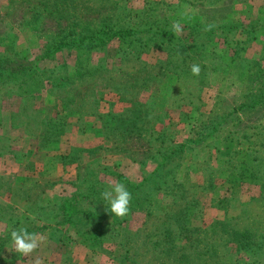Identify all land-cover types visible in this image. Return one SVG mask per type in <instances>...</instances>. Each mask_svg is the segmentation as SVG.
I'll use <instances>...</instances> for the list:
<instances>
[{"label":"rangeland","instance_id":"rangeland-1","mask_svg":"<svg viewBox=\"0 0 264 264\" xmlns=\"http://www.w3.org/2000/svg\"><path fill=\"white\" fill-rule=\"evenodd\" d=\"M75 24L98 36L106 27L107 38L148 33L53 52ZM8 62L28 67L12 73ZM75 68L94 74L47 84ZM263 68L264 0H0V264H264V106L198 138L251 98ZM161 144H184L176 183L169 174L161 193H131L123 218L97 207L62 224L63 199L113 174L139 184ZM94 210L103 226L121 222L100 245L86 225ZM20 228L45 238L29 257L12 251Z\"/></svg>","mask_w":264,"mask_h":264},{"label":"trees","instance_id":"trees-1","mask_svg":"<svg viewBox=\"0 0 264 264\" xmlns=\"http://www.w3.org/2000/svg\"><path fill=\"white\" fill-rule=\"evenodd\" d=\"M107 28L103 27L100 30L99 36L95 34L89 27L86 26H80L78 24H75L70 28L68 33L66 35L59 38L57 44L52 48L53 52L59 51L63 47L67 48H79V49H86V50H94L98 48L105 47L108 42L114 38H128L132 35H140V34H147L148 32L146 30H118L117 32L113 33L110 38L108 37L107 31H105ZM234 29V33L236 34H243L247 35L246 32H244L242 29L239 28V26L234 25L230 26L229 30ZM206 30V27L203 25H197L195 27L194 33H201ZM137 32V33H136ZM245 43V42H244ZM145 46L147 44L144 43ZM135 50L127 49L125 48L123 50V55L121 56L123 59L128 60L129 58H126L125 55L134 54ZM52 53V52H48ZM9 66V72L14 73V71H22L27 69L28 64H21V63H7ZM264 68L261 72V75H257L256 78H254L252 86H250V92H254L251 95V98L246 97V101L239 104L238 106L232 108L230 112L227 114V118L220 120L221 122H211L208 126H206L203 131L198 136V133L196 136L200 139L199 141L206 140L211 135L217 133L222 129L225 125V122L227 119L229 120H238L239 117H241L243 114L252 112L256 110L259 107L264 106ZM11 74V73H10ZM93 68H75L71 71H67L65 73H53L52 76H50V80L47 81V84L50 85L52 89H58L62 86H65L67 84H70L71 82L82 80L87 76L93 75ZM262 84L261 86H259ZM233 117V118H232ZM136 127L140 130L141 128L139 125L141 124V121H134ZM239 123V122H238ZM145 128H147V125H149V122H143L142 124ZM127 128V127H125ZM203 133V134H202ZM157 140L161 141V143H166L162 136H159L156 138ZM184 147L183 145L178 146H169L166 145V147L161 144L157 155L159 156L161 162L158 163V168L154 172H150L147 174V176L142 177L143 179L140 181L137 185H131L127 182L126 179L122 178V176L119 175H107L110 176L109 180H91L90 182L86 183V185L79 189L78 191H74L71 195H69L67 198L63 199L61 204L58 207V212L61 215V221L62 224H71L75 225L73 222V219L75 218L76 214L81 215H88L89 217L94 216L93 211L89 210L99 208H108L110 205L108 201H106L102 193L106 190H110V184H113L114 182H120L125 185L127 189H130V193L135 194L136 192L140 195H144V192H142V189L145 190V195L154 196L157 193H161L162 187L164 186L166 189L169 188V184L165 178V176L170 174V181L172 183H176L174 171L170 170V167L173 166V161H175V158L181 154V149ZM155 178V179H154ZM132 199H135L137 197L133 196ZM81 204H84V206H87L88 209L84 210L81 208ZM100 205V206H99ZM135 205V203L133 204ZM95 211V218L88 220V224L86 225H93V229L90 230L89 228L85 227L90 230L89 233L93 235V241H96L97 245H100L102 242V239L107 236L114 237V235L118 234V227L121 225V222L117 219L113 220V224L110 226H103L102 219L105 215V213L98 214ZM93 218V217H92ZM18 224V223H17ZM94 232V234H93ZM248 235L246 233L242 234V237ZM92 236H90L88 239H90ZM249 238V236H248ZM87 239V240H88ZM237 243H240L239 241ZM91 245V244H89ZM264 248V247H263ZM261 248H259L260 250Z\"/></svg>","mask_w":264,"mask_h":264},{"label":"clouds","instance_id":"clouds-1","mask_svg":"<svg viewBox=\"0 0 264 264\" xmlns=\"http://www.w3.org/2000/svg\"><path fill=\"white\" fill-rule=\"evenodd\" d=\"M212 25H209L206 30H211ZM172 29L176 34L182 32L181 24L177 21L172 25ZM193 75H199V65L193 64L191 66ZM110 190H106L102 193L103 198L108 201L110 205V212L117 217L123 218L129 212V204L131 201V193L127 190L124 184L120 182H114L110 184ZM12 251L29 257L34 251H36L45 238L37 233H29L27 229L20 228L11 231ZM34 264H44L43 260L37 257Z\"/></svg>","mask_w":264,"mask_h":264}]
</instances>
